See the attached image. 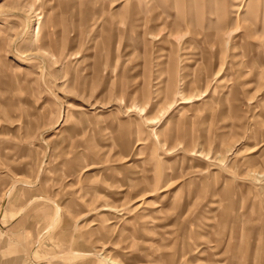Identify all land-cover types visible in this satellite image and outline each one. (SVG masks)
Wrapping results in <instances>:
<instances>
[{"label":"rangeland","instance_id":"374dc122","mask_svg":"<svg viewBox=\"0 0 264 264\" xmlns=\"http://www.w3.org/2000/svg\"><path fill=\"white\" fill-rule=\"evenodd\" d=\"M264 264V0H0V264Z\"/></svg>","mask_w":264,"mask_h":264},{"label":"bare ground","instance_id":"6f19581e","mask_svg":"<svg viewBox=\"0 0 264 264\" xmlns=\"http://www.w3.org/2000/svg\"><path fill=\"white\" fill-rule=\"evenodd\" d=\"M105 261L107 262V260L103 258L101 264H105Z\"/></svg>","mask_w":264,"mask_h":264}]
</instances>
